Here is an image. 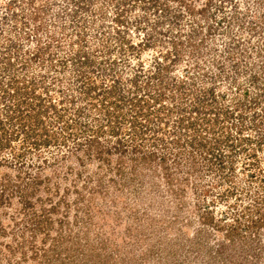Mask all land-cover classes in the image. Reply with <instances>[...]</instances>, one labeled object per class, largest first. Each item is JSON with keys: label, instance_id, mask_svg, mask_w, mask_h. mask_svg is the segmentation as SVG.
<instances>
[{"label": "rangeland", "instance_id": "obj_1", "mask_svg": "<svg viewBox=\"0 0 264 264\" xmlns=\"http://www.w3.org/2000/svg\"><path fill=\"white\" fill-rule=\"evenodd\" d=\"M80 55L90 60L83 63ZM157 60L168 63L160 74ZM141 68L146 73L136 78ZM33 80L35 91L24 90ZM182 80L191 97L178 89ZM141 81L154 95L159 88L166 95L150 97L153 104L166 105L163 115L169 114L170 122L160 132L170 142L169 171L145 160L143 150L112 148L97 156L86 149L85 138L102 126L128 132L130 118L121 111L130 105L121 104L120 97ZM203 87H213L216 102L199 101ZM0 88V119L6 130L0 137V180L31 173L42 181L24 189L33 204L25 213L19 194L0 208V264H17L24 251L34 255L32 242L41 247L44 234L37 230L32 239L28 218L29 213L40 218L43 208L53 210L49 219L41 216L50 238L63 237L51 256L67 264H225L226 257L230 264H244L245 248L224 239L225 230L216 234L204 223L199 207L204 198L194 184L200 178L211 180L205 201L219 218L245 198L234 182L216 183L219 176L208 169L200 175L171 139L179 127L173 120L186 112L180 103L193 98L206 110L215 103L220 109L234 107L242 99L248 104L250 96L243 92L259 94L256 107L264 109V0H0ZM19 114L22 120L8 121ZM261 124L262 133L246 130L254 142L233 152L241 190L248 185V172L264 178V141L257 138H264L263 119ZM21 125L30 132L27 139ZM118 136L110 138L115 142ZM180 137L188 139L185 133ZM252 236L254 244L258 238L264 243V228ZM29 240L27 249L18 247ZM222 242L220 258L216 249ZM28 260L21 264H35Z\"/></svg>", "mask_w": 264, "mask_h": 264}, {"label": "trees", "instance_id": "obj_2", "mask_svg": "<svg viewBox=\"0 0 264 264\" xmlns=\"http://www.w3.org/2000/svg\"><path fill=\"white\" fill-rule=\"evenodd\" d=\"M152 3H157V0H152ZM39 28H41V26H39ZM50 38H52V35H50ZM48 47L49 45L44 49H47ZM42 48L43 45H41V47L37 49L36 54H39L42 51ZM80 56H82L81 60H84L82 61L83 63L85 62V60L86 62L87 60H90V57L87 55ZM25 63L26 62H24V64ZM157 65L159 66L158 74H160L162 70L168 68V63H164L160 60H157ZM141 69L143 70H139L136 73V78L141 77L142 73H146L144 68ZM147 74L148 75L146 76V78H150V73L147 72ZM257 78H259V76L256 74L252 76L254 82L257 81ZM11 82L13 83V86H16L18 84L17 79H13L11 80ZM28 83L31 84H25L23 89L27 90L29 88V90L35 91L33 87L36 84V81H28ZM185 83L186 81L184 80L180 81V83L178 84H181V86H179L178 89H180L181 87L182 90H180L182 91L183 95L185 94L188 98L191 97V95L186 93L185 90H187V88H184L183 86ZM1 86L4 87V85ZM149 87L150 85L148 83L141 81L140 83H138L134 91H132V87H130L127 94L121 95V104H123L124 102L125 105H130L128 109L126 108L121 111L124 116L128 115L130 118L131 126L130 128H127L128 132L124 131L126 130L124 128H118V130L121 131L120 132L117 131L114 126L111 128H109V126H102L99 129V132L94 133L93 136L85 138L86 141L84 142L87 143L86 149L90 155L96 154L97 156H100V153L102 154L105 151L111 152L112 148L120 151L128 150V148L130 147L133 151L143 150L145 152V160L149 159V162H151V164H158L159 166H163L165 170L169 171L170 165L167 154H169L168 144L170 142L167 143L165 141V138L160 135V132H162V124L164 122H170L168 121L169 114L167 113L166 115H163L162 113L163 111H165L166 105L160 104L157 106V104H153L151 102L150 94L154 95L155 91H152ZM145 88H149L148 93L139 92L140 89ZM203 88L204 90H202L198 95L199 101L203 102L205 100L206 105H208L209 102H216V94H213V87ZM160 90L161 88L156 89V92H159L157 96H159L160 98L166 97V95H164V93L162 94V91ZM6 92L10 93V89H5V93ZM187 92L189 91L187 90ZM26 95L28 97L35 95L33 99H37L38 102H41L43 100V97L41 95L37 96L34 92L27 93L26 91ZM242 96L245 98H248L250 96V100H248L247 102L251 103L243 104L241 102L243 100L242 99L234 103L236 107L226 106L225 108L221 109L217 108L215 106V103L213 107H206V110L202 109V106L198 104L196 98L190 100V103L187 105H182L180 103L182 108L179 107V109H185L186 112H182L181 115L176 117V120H173V124L175 122V124L179 125V127L177 130H174L177 137H172L171 140L174 147L179 148L178 151L180 152V154H184L189 157L191 165L195 164V166H198L199 170L201 171L199 173L200 175H203L204 169H208L207 171L215 173V176H219L216 183L219 181L230 183L234 182L236 190L241 192V196L245 198V201L244 203H239V205H231V212L223 211L220 218L216 215L214 209L209 207L210 202L205 201V198H207V192H209L208 188L212 186L209 185L211 180L207 181L200 178L194 184V189L198 193L199 197L204 198V202H206H203L199 205L201 210H204L201 213L204 219V223L206 225H210L211 229H213L214 233L216 234V231L218 230H225L224 239L227 238L231 245L235 244V246L238 248H245L244 251L246 255H244L243 258L244 260L246 259V261H244V264H264V243L261 241V238H258V244H254L255 239H253L252 236L254 232H257L260 228H264V178L261 179L260 176L257 177L255 172H248L247 177L249 182H245L248 185L245 187V189L242 188L241 190L239 188V182L237 181L239 180V177L235 173V158L233 155V152L237 150L239 145H244V142L253 143L256 139L255 136L252 135V133L248 134L249 132H246V130H251V132L255 130L254 132H256L257 134L259 131L262 133L263 127L261 124V120L263 119L264 121V115H262L261 113H264V109L256 107L261 103L259 94L251 96L248 95V93L243 92ZM175 98L176 96L173 97V99ZM178 102L179 99L176 102L177 105ZM55 105L56 104H53V106ZM121 107L123 106L121 105ZM107 113H109L107 114L108 116L111 115L109 111ZM121 113L119 114V116L121 115ZM186 113H188V115H186ZM249 117L252 118V120L247 121ZM121 118L123 120L125 119L123 118V116ZM221 118L226 119V122L229 124L222 125L220 121ZM22 119L23 114H19L17 116L10 115L8 121H10V123L12 124L15 123L16 120L20 121ZM21 126L23 127V130H21L20 132L23 133L25 139H27V134L30 135V132L24 129V125ZM4 130V120L0 119V137L5 133L6 130ZM184 133L187 134L188 139H185V141L182 142L180 136ZM107 134L108 137H106ZM111 134L119 135L118 140L115 141L116 143L111 140ZM178 134L180 136H178ZM47 136H49V134H47ZM102 136L105 137V140L104 138H102ZM137 138L140 140H135ZM158 138L162 139L163 144L159 145L158 143H156V140ZM257 138L260 142L264 141V138L262 137L260 139L259 135ZM110 143L112 145H110ZM148 143L150 144V146H148ZM2 146L3 140L0 141V149L2 148ZM161 147H163L164 153L160 150ZM186 149H189V151H187ZM255 151L256 148H254V152ZM198 156H200V159ZM257 178H259V181L261 183H258ZM41 182L42 181H40L39 177L31 175V173H29V175H25L24 177H21V175H19V178L16 180L10 175L4 177L0 180V208L5 206L7 203H10L11 198L14 194H19L22 200V208L24 210L29 209L30 206H33V204L28 198L31 196V193L29 191L27 192L26 190L29 189V186L33 187ZM255 183H257V186ZM242 193L244 194L242 195ZM26 210L24 211V213L26 212ZM52 211L53 210L50 208L48 210L43 208L41 211H39L40 218H38L35 213H29L30 216L28 219L32 221V226L28 227V229H34V232L31 233V238H34V240H36L37 230H40L44 234L42 245L41 247H36V243L32 242L31 251L34 255L28 257L26 254L27 252L24 251L25 255L23 256V259L22 257H20V259L15 263L21 264L23 262L29 261L28 259L33 258L35 259V264H67L66 262L64 263V261H59L51 256L52 248L59 246L61 242L60 240L63 239V237H59L58 235H56L50 238V231L47 227L49 224L47 223V225H42V222L44 221L41 219V216H44L43 219L48 216L47 218L49 219V214H51ZM22 213L23 211L20 210L19 214ZM228 215H231L229 220H227ZM0 216H2L1 212ZM211 229L210 232H212ZM199 230L203 231V228H200ZM23 236H25V234H23ZM50 239H52L53 241H51V243L49 244L50 247H47L46 244ZM27 242L30 243L31 240L21 242V245L18 247L22 246L23 248L27 249ZM221 245L222 246H220V248L216 249V254L218 253L217 255L220 256V258H223L222 255H224L223 251L225 250V247L223 246L225 245V242H222ZM251 252L254 256L251 254ZM222 260L223 263L226 264L227 261V263L230 264V262H228L227 260V257L223 258Z\"/></svg>", "mask_w": 264, "mask_h": 264}]
</instances>
